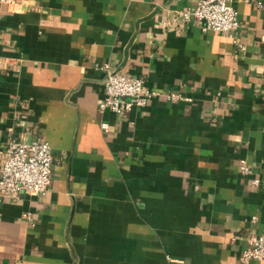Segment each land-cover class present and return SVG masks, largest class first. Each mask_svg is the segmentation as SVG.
<instances>
[{
    "label": "crops",
    "instance_id": "1",
    "mask_svg": "<svg viewBox=\"0 0 264 264\" xmlns=\"http://www.w3.org/2000/svg\"><path fill=\"white\" fill-rule=\"evenodd\" d=\"M197 2L0 5V153L54 158L44 197L0 203V264H241L264 233V0H231L232 37L178 17ZM105 65L159 95L100 113Z\"/></svg>",
    "mask_w": 264,
    "mask_h": 264
},
{
    "label": "built area",
    "instance_id": "2",
    "mask_svg": "<svg viewBox=\"0 0 264 264\" xmlns=\"http://www.w3.org/2000/svg\"><path fill=\"white\" fill-rule=\"evenodd\" d=\"M14 0H0V5L11 4ZM261 7L262 3L258 2ZM178 17L184 22L197 20L204 32L213 31L232 37L241 26L238 9L231 0H198L193 8L182 9ZM243 50L242 45H238ZM107 73L105 97L99 102L100 113L112 112L126 117L133 109L146 107L159 93L150 91L144 79L129 74L113 73L109 65L103 67ZM167 100H188L180 94H167ZM103 123L102 129L107 130ZM54 158L48 142L36 139L30 142L12 139L5 151L0 153V203L7 194H26L44 197L52 184ZM240 172L251 176L252 169L241 162ZM251 184L259 187L260 181L252 179ZM30 219L29 215H24ZM256 218H253L255 220ZM251 261L264 262V233L247 238V248L241 257V264Z\"/></svg>",
    "mask_w": 264,
    "mask_h": 264
}]
</instances>
